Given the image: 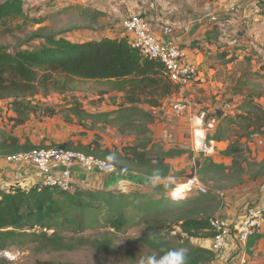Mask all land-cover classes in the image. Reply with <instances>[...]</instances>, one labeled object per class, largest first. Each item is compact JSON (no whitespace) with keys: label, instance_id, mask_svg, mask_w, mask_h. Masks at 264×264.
Here are the masks:
<instances>
[{"label":"trees","instance_id":"16d2710c","mask_svg":"<svg viewBox=\"0 0 264 264\" xmlns=\"http://www.w3.org/2000/svg\"><path fill=\"white\" fill-rule=\"evenodd\" d=\"M25 17L24 0H0V25ZM30 39L28 42L41 40L39 46L11 51L0 45V101H10L14 115L9 120L14 126L24 125L32 114L39 112L45 117L58 114L52 108L34 103L41 90L46 93L50 90L65 92L74 80H89L109 82L112 89L122 93L123 104L111 113L88 114V117H100L104 122H110V116L116 113L118 117L114 122L119 123L124 118H130V121L136 119L143 127L132 124L120 126V133L135 134L137 137L134 145L121 149L105 148L101 137L86 145L67 142L44 146L29 141L21 143L19 138L2 133L0 157L42 148L76 151L112 164L118 172L146 178L148 181L141 184L152 187L149 191L139 189L130 193L81 186H76L73 191L41 187L27 189L18 184L7 189L0 188V249H6L5 240L39 228L41 232L31 234L39 251H73L80 244L67 242L56 231L51 234L49 231L67 226L83 232L88 223L94 226L103 222L121 232L136 221L142 226L139 242L154 250L159 257L164 254L162 250L185 249L188 264H212L216 254L201 242L209 241L214 235L210 221L220 212L221 200L211 192L189 200H173L172 196L166 195L172 186L165 180L182 176L185 172L174 171L167 160L184 154L192 159L195 153L176 148L161 151L155 156H150L149 152V126L159 118L152 110L161 109L167 101L176 99L179 93V88L165 75L164 64L141 56L131 48L128 38L71 42L40 29ZM244 107L246 110L241 113L221 116L217 129L209 137L210 141L218 143L227 141L231 138L228 134L230 128L237 127L235 134L238 138L221 153L231 158V165L197 159L199 167L188 175L189 179L200 176L209 184L224 174L236 181L235 186H239L245 183L249 170L257 167L260 171L254 179L262 176L264 164L251 162L246 164L248 169L243 165L245 150L240 139L251 134L264 136V109L251 100ZM82 114L79 109L75 111L80 118ZM241 130L248 133L239 136ZM157 169L159 180L153 184L149 178ZM92 214L95 216H90ZM149 233L156 234L157 239L150 240ZM262 239L264 233L260 231L249 239L247 252L250 255Z\"/></svg>","mask_w":264,"mask_h":264},{"label":"rangeland","instance_id":"374dc122","mask_svg":"<svg viewBox=\"0 0 264 264\" xmlns=\"http://www.w3.org/2000/svg\"><path fill=\"white\" fill-rule=\"evenodd\" d=\"M24 3L26 12L24 19L0 25V45L8 47L11 51L18 48L38 47L41 40L28 41L40 29H44L46 32L55 34L58 38H65L71 42H81L90 38L111 37V20H109L110 17L107 12L103 16L100 14L88 16L90 14H82V10L74 6H67L64 0H24ZM249 54L251 53L249 52ZM249 60L245 61L240 68L245 74L244 78L247 79L242 92L244 96H248L247 101L251 100L260 105L257 100H259V97L264 98V75L253 72V64ZM260 63L256 62L254 65L258 66ZM261 70L264 71V65H262ZM228 94L229 96L222 98V100L230 103L233 107L235 105L233 112L236 113L238 111V103L234 102L233 93L231 95L230 92H227L226 95ZM219 102L222 101H214L212 106L205 112L210 113ZM9 103V100L0 101V134L13 135L19 138L21 143L29 141L34 145L50 146L73 142L76 145L79 143L86 145L95 141L97 137H101V144L105 148L113 149L118 147L121 149L124 146L134 145L137 142V137L135 134L125 135L120 133L119 127L122 125L129 126V124L138 125L139 128L143 127L136 119L130 121V118H124L119 123L114 122V119L118 117L116 113L110 116V122H104L100 117L92 119L87 116L88 114L111 113L123 104L122 93L112 89L111 84L105 81L74 80L70 89L65 92L50 90L46 93L41 90L39 95L36 96L34 103L43 108H52L58 114L53 117H45L41 112L32 114L22 126L16 127L13 122H10L9 118L14 113ZM167 104L164 105L168 106ZM78 109L84 113L81 118L75 115V111ZM158 115L167 120L162 112H159ZM230 129L228 133L231 134L229 144L238 138L235 134L238 131L237 127L232 126ZM239 132V136L248 133L242 130ZM257 136L264 139V136L260 134H251L240 139V143L245 150L243 165L246 168V164L251 162L259 165L264 164V150L258 151V146L261 147V145L258 144L259 138ZM150 138L152 142L153 133ZM165 146H167L165 143L163 146L157 145V143L153 144L149 150L150 156L161 153V151H164ZM222 147L225 146H219V148ZM197 159L200 161L209 159L223 164L225 161H229L221 152L212 156L195 153L194 157L192 159L189 158L187 162H177V159L167 160L174 171H185L182 176L172 177L175 178V183L172 179L165 180V183L172 186L166 193L167 196H171L170 192L180 184L190 180L188 175L199 167ZM229 165L227 164V166ZM259 171L260 167L249 170L247 174L248 181L261 179L264 176V169L262 176L254 179ZM102 177L97 176L95 181L93 182L91 179L90 183L95 184V187H97L96 185H98ZM196 177L209 187L211 194H216L220 200L222 199L221 201L224 200L229 191L236 188L234 185L236 181L226 178L224 174H220L215 182L209 184L204 182L201 179L202 177ZM103 181L105 180L103 179ZM103 184L105 183L103 182ZM151 187L150 185H142L138 181L133 184L122 183L112 189L118 192L130 193L139 189L149 191ZM187 189L180 193L178 196L179 200H189L199 195L195 190L190 191ZM221 192L226 193L224 198L220 196ZM90 216L95 215L92 214ZM91 225L92 223H88L83 232H79L78 228L67 226L49 231L50 234L56 231L58 236L64 238L67 242L76 245L80 244L73 251H39L31 236L33 232H41L39 228L32 230L29 234H21L12 239H7L4 243L7 249L21 253V258L17 264H139L141 257L155 255L159 258L158 253L139 242L142 226L137 225L136 221H133L129 227L121 232L111 229L103 222H99L94 226ZM261 228L264 233V223ZM194 243L197 244L196 241ZM248 261L253 264H264V242L259 245L258 251Z\"/></svg>","mask_w":264,"mask_h":264},{"label":"crops","instance_id":"0c3cea01","mask_svg":"<svg viewBox=\"0 0 264 264\" xmlns=\"http://www.w3.org/2000/svg\"><path fill=\"white\" fill-rule=\"evenodd\" d=\"M64 1L67 6H74L82 10V14H90L88 16H95V14L103 16L107 12L110 17L109 20H111V37L104 38H126L122 21L130 16H143L151 23L160 42L174 41L178 43L196 63L198 68L197 81L191 86L179 89V93L175 96L176 99L188 103V110L182 117L173 121L159 117L156 123L150 125L151 134L153 133V141L150 147L155 143L160 146L165 143L167 146L164 147V151L170 148L195 151L197 144L195 136L196 132L199 133L200 130H195L193 121L201 111L209 109L214 101H223L222 98L229 96V94L226 95L227 92H230L231 95L233 93L234 102L238 103L237 107L240 110L237 111L238 113L246 110L244 105L247 103L248 96H244L242 91L247 79L244 78L245 74L240 69L243 63L250 59L249 61L253 64V72L264 75V71L261 70L262 65H264V0ZM233 5L239 9L236 15L228 13L229 7ZM211 13L220 15L218 24L211 23L209 18ZM101 39L90 38L81 41V43ZM256 62L261 63L255 66ZM237 84L239 85L237 86ZM258 99L257 101L264 109V98L259 97ZM231 114L235 115L234 112ZM168 135H171L172 140L169 139ZM257 137L259 138L258 144L261 145V147L258 146V151L261 152L264 150V143L260 144V141L264 142V139ZM228 142L229 140L219 143L214 141L215 154L226 150L229 146ZM220 145L225 147L219 148ZM174 159H177V162H187L189 155L184 154ZM227 159L229 161H225L224 165H231V158L227 157ZM215 162L220 163L219 161ZM1 175L10 177V179L17 176L16 179L27 187L34 184L32 177H18V172L14 168L6 167L2 162H0ZM114 176L100 178L98 185H96L97 188L112 189L122 183L133 184L125 178L119 179L118 176ZM75 177L80 184L95 185L90 182L91 179L94 182L96 176L91 177L86 172H79L75 174ZM245 179L244 184L235 186L236 188L229 191L224 200L221 201L222 205L218 216L221 215L225 219L240 218L244 216L249 206L264 205V194L261 191L264 185V176L257 181H248L247 176ZM138 181L141 184L148 180L141 177ZM4 185L9 187L10 183ZM260 233H263L262 228ZM208 242V240L202 241L201 245L206 246ZM263 242V239L257 242L252 255L258 251L259 245ZM234 255L235 246L221 255H216L212 264H235L237 258ZM252 255L248 253L247 264H253L248 261Z\"/></svg>","mask_w":264,"mask_h":264},{"label":"built area","instance_id":"2783aa9c","mask_svg":"<svg viewBox=\"0 0 264 264\" xmlns=\"http://www.w3.org/2000/svg\"><path fill=\"white\" fill-rule=\"evenodd\" d=\"M238 10L233 5L229 7L228 13L236 15ZM236 17L238 18V16ZM209 18L212 24H218L221 17L217 13H211ZM122 28L131 48L138 51L143 57L161 61L165 66V75L179 89L191 86L197 81L198 68L189 53L174 41L160 42L149 20L140 15L130 16L122 21ZM166 103H168V106L163 105L161 109L152 110L153 114L159 116L158 113L162 112L165 119L173 121L182 117L188 110V103L181 99H172ZM233 108L230 103L222 101L217 103L210 113L201 111L196 116L193 121L194 127L196 131L199 129L200 132H196L197 144L194 153L207 156L215 154L214 141H210L209 137L217 129L220 117L230 115ZM168 136L172 140L171 135ZM263 143V141H260V144ZM0 162L6 167L14 168L18 172V177H32L34 184L31 187L57 188L62 191H73L76 186L97 188L95 185H91L94 186L91 187L90 185L80 184L75 177V174L79 172L85 171L91 177L111 176L118 173L114 165L93 156L56 148H42L16 153L3 158L0 157ZM16 178L17 176L10 179V177L1 175L0 188L7 189L17 184L27 189L31 188L23 185ZM5 183H10L9 187H6ZM183 185H186L187 190H195L201 195L210 193L209 187L196 176L183 183ZM261 191L264 194V185ZM170 193L172 196L173 191ZM176 196L178 198L179 195L176 194ZM220 196L224 198L226 193L221 192ZM263 219L264 205L249 206L244 216L240 218L225 219L221 215H216L210 221L214 235L209 239L206 246L216 255H221L235 246L234 256L237 258L235 264H247L249 239L260 231L264 223ZM20 258L21 253L19 251L7 248L0 249V264H17Z\"/></svg>","mask_w":264,"mask_h":264},{"label":"clouds","instance_id":"9594fccd","mask_svg":"<svg viewBox=\"0 0 264 264\" xmlns=\"http://www.w3.org/2000/svg\"><path fill=\"white\" fill-rule=\"evenodd\" d=\"M155 163V162H154ZM159 170H155L152 177L149 178L150 182L156 184L159 180ZM175 183V178H170ZM186 185H179L175 190H173L172 197L173 200L177 199L176 193L179 192L182 188H185ZM150 240H156V234L149 233ZM164 254L159 258L155 255L148 257H141L139 264H188V255L187 250H162Z\"/></svg>","mask_w":264,"mask_h":264},{"label":"water","instance_id":"95a60500","mask_svg":"<svg viewBox=\"0 0 264 264\" xmlns=\"http://www.w3.org/2000/svg\"><path fill=\"white\" fill-rule=\"evenodd\" d=\"M83 172H85V171H83ZM116 176H118L119 179H124L125 178V180H129V181H131L133 183L138 182V180L141 179V176H139V175H135V174H131V173L130 174H126V173H123V172L115 174L114 177H116Z\"/></svg>","mask_w":264,"mask_h":264},{"label":"bare ground","instance_id":"6f19581e","mask_svg":"<svg viewBox=\"0 0 264 264\" xmlns=\"http://www.w3.org/2000/svg\"><path fill=\"white\" fill-rule=\"evenodd\" d=\"M258 4V3H257ZM180 185H183V184H180ZM187 189V187H185V188H182L179 192H177L176 194L177 195H180V193H182L183 191H185ZM253 237V236H252Z\"/></svg>","mask_w":264,"mask_h":264}]
</instances>
